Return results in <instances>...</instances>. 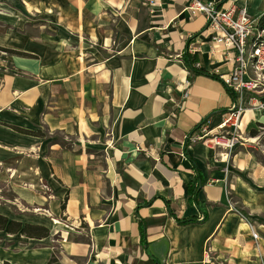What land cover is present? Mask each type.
<instances>
[{
  "label": "crops",
  "instance_id": "1",
  "mask_svg": "<svg viewBox=\"0 0 264 264\" xmlns=\"http://www.w3.org/2000/svg\"><path fill=\"white\" fill-rule=\"evenodd\" d=\"M192 1L0 0V163L31 209L0 213L49 229L19 235L0 262L45 264L54 253L56 264H264V163L247 138L228 152L193 140L215 131L235 96L221 77L229 50L211 54L215 33ZM202 1L264 12V0ZM262 116L247 110L241 133ZM10 125L76 141L61 147ZM195 170L205 218L187 198ZM166 200L198 220L178 223Z\"/></svg>",
  "mask_w": 264,
  "mask_h": 264
},
{
  "label": "built area",
  "instance_id": "2",
  "mask_svg": "<svg viewBox=\"0 0 264 264\" xmlns=\"http://www.w3.org/2000/svg\"><path fill=\"white\" fill-rule=\"evenodd\" d=\"M188 9L204 14L208 29L214 31L211 54L217 45L229 50L232 66L221 77L235 96L215 131L203 126L193 140L206 141L228 152L242 139L244 113L248 109L264 111V22L258 23V16L250 15L245 7L226 9L212 1L193 0ZM189 84L184 81L183 98L188 96Z\"/></svg>",
  "mask_w": 264,
  "mask_h": 264
},
{
  "label": "trees",
  "instance_id": "3",
  "mask_svg": "<svg viewBox=\"0 0 264 264\" xmlns=\"http://www.w3.org/2000/svg\"><path fill=\"white\" fill-rule=\"evenodd\" d=\"M263 22H264V12L258 15V23H263ZM3 51L10 52V53L15 52V51H12L9 49H3ZM184 63H185V66L188 70L196 69V67H194V64H195L194 56H191V55L185 53L184 54ZM258 125L263 126L261 124H258ZM10 128H12L13 130H15L17 132L23 133V134H28V135H32V136H39V137L44 136V133L42 131H40V129H35V130L29 129L28 130V129H23V128L13 126V125H10ZM248 133H249L248 136H256V135H258L259 131L255 128L251 127L248 129ZM51 142H56V141L51 140ZM65 143L62 145H65ZM260 144L264 147V132L260 137ZM79 150L80 149H78L77 151H79ZM86 151L89 152V150H87V149H86ZM203 180L204 179H202L198 175V170H195V175L191 177L190 181L187 184V198L190 201L193 200L195 205H197V207L199 208V211L202 213L203 218H205L207 216V212L204 209L203 204L197 200V192H198L199 187H200L201 183L203 182ZM146 203H149V201H146ZM166 204L168 206L170 213L175 215V213L172 212V210H171V207H170L168 200H166ZM175 219L180 224H187V223L195 222L198 220L197 217L180 218V217H176V215H175ZM139 228L141 231V243L144 245V244H146V239H145L143 224H142L141 220H139ZM0 231H3V232L8 233V234H19V235H22L24 237L37 238V239L44 238V237L48 236V234H49V229L43 225L22 222V221H19L16 219L9 218V217L1 214V213H0ZM0 264H13V263L8 262L6 260H3L0 262ZM45 264H56V257H55L54 253L50 254V256L46 260Z\"/></svg>",
  "mask_w": 264,
  "mask_h": 264
},
{
  "label": "rangeland",
  "instance_id": "4",
  "mask_svg": "<svg viewBox=\"0 0 264 264\" xmlns=\"http://www.w3.org/2000/svg\"><path fill=\"white\" fill-rule=\"evenodd\" d=\"M2 13H4V12H2ZM262 119H264L263 116L261 119L257 118V120H255L254 122H251L249 124V126L247 127V129L242 134V137L248 139L247 142H245L248 145V148L255 153V156L258 160H260L261 162L264 163V147L260 144V137L264 132V120H262ZM258 124H261L263 126H260ZM243 126H244V124L241 123L240 127L242 130H244ZM251 127L255 128L259 131L258 135L248 136V134H249L248 129ZM23 129L29 130L30 128H23ZM35 129H40V131H42L44 133V136L42 138H44L47 142H51V140H55L56 143H59L61 147H64V146L65 147L66 146L71 147L74 144L73 142L76 141V139L74 137H71V136L69 138L66 137V139H65L64 138L65 135L60 134L59 132H54L52 134H49L44 126H34L31 128V130H35ZM18 133H20V132H18ZM21 134H23V133H21ZM26 135H28V134H26ZM30 136H32V135H30ZM37 137H39V136H37ZM240 141H243V139ZM64 143H65V145H62ZM77 150L78 149H76L74 151H77ZM87 150H89V152L92 151L90 149H87ZM93 152L98 157H100V155L102 154L101 152H98V151H93ZM7 165H8V162L2 161L0 163V208L2 209V211L6 209L8 211V214H10V215H16L17 210H19V209L25 210V208H27V207L24 203H22L21 201H18V198L14 195V193L12 192V190L10 188V185L7 182V180H8V177H7L8 168L10 167V165L9 166H7ZM13 203L15 205H13ZM27 209H29V208H27ZM29 210L31 211V209H29ZM6 234H8V233L0 231V260L6 254L9 253L8 251L10 250V248L13 247V244L16 246H20L22 243L21 239H23L19 236V234L16 235V238H11L10 236H7ZM51 238L52 239H50L48 241L50 242V244L52 246V250L54 252H56V250L58 249V245L56 243L58 236L56 234H54ZM11 239H13V241H11Z\"/></svg>",
  "mask_w": 264,
  "mask_h": 264
},
{
  "label": "bare ground",
  "instance_id": "5",
  "mask_svg": "<svg viewBox=\"0 0 264 264\" xmlns=\"http://www.w3.org/2000/svg\"><path fill=\"white\" fill-rule=\"evenodd\" d=\"M249 110V109H248ZM243 118V117H242ZM242 121V120H241ZM241 124V123H240Z\"/></svg>",
  "mask_w": 264,
  "mask_h": 264
}]
</instances>
